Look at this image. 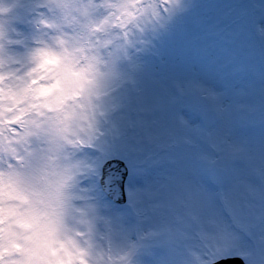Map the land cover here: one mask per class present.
Masks as SVG:
<instances>
[{"label": "rangeland", "instance_id": "obj_1", "mask_svg": "<svg viewBox=\"0 0 264 264\" xmlns=\"http://www.w3.org/2000/svg\"><path fill=\"white\" fill-rule=\"evenodd\" d=\"M22 1V12L9 11L0 16V50L5 49L3 43L7 41L18 44L15 51L8 53L5 64H0V81L4 88L13 86L10 91L16 93L25 88L27 78L22 75L42 74L40 63L34 72L32 60L26 66L21 61L46 57L39 52L42 46L37 47L44 39L52 62L46 71L48 76L42 74L44 81L41 91L40 85L36 88V96L48 89L54 99L50 100V113L41 109L43 102L31 103L38 111L27 127L31 137L22 135L24 125L22 130L10 132V127L20 122L18 110L22 106L7 110V99L0 104V114L7 123L1 132L0 146V264H125L120 259L133 250V255L138 253L134 264H205L218 252L246 254L250 261L264 262V76L253 73L256 65L252 62L254 59L264 65V54L259 57V52L264 53V22L263 33L253 32L250 0H228V8L220 14L226 21L220 25L219 16L210 15L213 19L204 26L207 40H202L192 28L202 14L182 15L176 37L170 36L175 29L168 35L166 59L140 64V72L134 78L129 65L117 62L119 54L128 53L127 32L116 15L107 21L111 10L122 17L128 14L131 0L96 4L87 3L89 0ZM253 1L255 5L256 0ZM188 4L187 1L184 6ZM17 5V0H0V11ZM114 5L120 6L121 11L115 10ZM47 6L52 9L49 22L54 30L45 36L41 24L48 27V23L39 15ZM56 9L61 11L55 15ZM136 13L139 16L137 11L129 12ZM167 15L154 17L162 23ZM30 18H35L34 45L31 35L25 33ZM144 23V17L137 18L139 32L133 35L137 42H146L149 29ZM220 29L231 33L236 43L223 46L213 40ZM183 38L195 42L186 64L177 58ZM206 45L218 51H201ZM158 49L162 48L151 51ZM158 51L164 54L163 49ZM19 78L22 79L14 86ZM120 80L127 84L117 83ZM114 85L118 89L110 95L114 98L103 100L100 92ZM76 93L81 94L79 99L74 97ZM133 96L147 111L137 112L142 114L138 118L144 124L140 122L136 132L134 127L127 129L128 123L133 125L138 119L132 113L135 118L131 121L128 111L134 105L130 104ZM122 97L130 102L121 103ZM173 103H178L176 108L170 107ZM211 106L219 110L220 118L205 128L201 113ZM113 107L120 111L123 107L125 114L119 112L109 119ZM150 108L182 118L165 149L151 145L147 150L149 162L144 172L155 173L156 166H162L151 185L149 179L139 177L138 162L143 155L131 153L133 149L145 151L141 143L147 141ZM243 108L254 112L248 114ZM3 109L7 112L3 113ZM133 132L137 136L133 137ZM117 135H122L119 140ZM133 139L135 147L134 143L131 145ZM120 151L129 155L125 158L129 163L135 162L127 181L133 197L126 204L117 205L97 186V178L103 158ZM234 159L232 179L225 187L232 191L235 222L231 229L214 227L211 210L202 220V209L186 194L181 196L184 203L170 196L181 181L195 184L199 179H208L209 163L228 165ZM139 200L148 211L146 218H141L143 211L133 206ZM150 209L161 211L156 216L159 231L155 233L162 238L150 239V250L141 253L146 248L145 231L151 234L145 224L155 218ZM164 224L170 227L169 232ZM101 235L107 237L103 240Z\"/></svg>", "mask_w": 264, "mask_h": 264}, {"label": "snow or ice", "instance_id": "obj_2", "mask_svg": "<svg viewBox=\"0 0 264 264\" xmlns=\"http://www.w3.org/2000/svg\"><path fill=\"white\" fill-rule=\"evenodd\" d=\"M161 7L164 12L169 10V0H162ZM148 126L145 129L147 141L143 146L154 145L158 148L165 149L171 141L178 122L182 121L177 114H169L161 112L158 108H150L148 111ZM136 142L134 141V144ZM117 165L121 164L119 159L114 161ZM113 161H108V164ZM103 179V177H102ZM186 194L189 200H194L195 203L202 209L201 219L207 217L208 211L211 210L215 216L212 221L214 227L223 226L225 229H231L235 222V214L232 209V191L231 188H225L221 183L212 179H199L193 184L191 181H181L175 185L170 192V196L177 200H181V196ZM132 193L129 192V197ZM181 203H184L181 200ZM185 206L187 204L185 203ZM239 257L224 254L215 260L214 264H230V261L238 260ZM166 264V262H162Z\"/></svg>", "mask_w": 264, "mask_h": 264}, {"label": "water", "instance_id": "obj_3", "mask_svg": "<svg viewBox=\"0 0 264 264\" xmlns=\"http://www.w3.org/2000/svg\"><path fill=\"white\" fill-rule=\"evenodd\" d=\"M105 189L109 192L108 188L105 186Z\"/></svg>", "mask_w": 264, "mask_h": 264}]
</instances>
